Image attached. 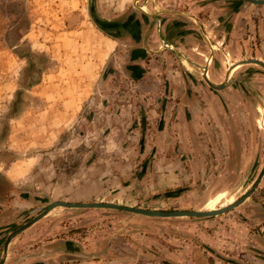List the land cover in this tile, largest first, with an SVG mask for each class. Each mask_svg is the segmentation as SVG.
I'll return each instance as SVG.
<instances>
[{"label": "rangeland", "instance_id": "374dc122", "mask_svg": "<svg viewBox=\"0 0 264 264\" xmlns=\"http://www.w3.org/2000/svg\"><path fill=\"white\" fill-rule=\"evenodd\" d=\"M100 1L116 14L126 4L134 20L146 6L168 29L181 24L174 34L183 35L197 26L193 8L221 12L212 18L216 26L204 25L215 29V48L186 46L177 59L154 49L135 63V43L100 29L87 0H0V204L18 210L96 201L208 211L232 203L264 162V68L241 66L226 88L212 90L197 51L214 55L212 82L223 80L227 61L264 60V4ZM143 25L148 30L153 20ZM128 64L146 71L132 76ZM251 67L253 94L237 79ZM65 214L54 212L49 222H60L83 253L104 250L75 264H264V181L244 205L209 219L106 208Z\"/></svg>", "mask_w": 264, "mask_h": 264}, {"label": "crops", "instance_id": "0c3cea01", "mask_svg": "<svg viewBox=\"0 0 264 264\" xmlns=\"http://www.w3.org/2000/svg\"><path fill=\"white\" fill-rule=\"evenodd\" d=\"M96 1H97V9L99 13L106 19H109V20L114 19V18L117 19V18H120V16H122L125 12H127L126 11L127 7H126V4L124 3L122 4V7H119V9H117V14H116L114 12H111V10H104L101 7V1L100 0H96ZM142 7L146 8V6H142ZM199 12H201V14L203 15L202 17L199 15ZM209 12H210V9H207L205 7L202 8L201 6H198V7L193 8V15L195 16L192 19H194L193 20L194 23L197 20L198 23L197 22L196 23L199 27L197 28V26L193 24L194 26L193 25L192 26H193L194 31L192 30V32H189L188 34H184V35H183V33L185 32L184 30L180 33L177 30L175 31L177 33H175L173 37L175 38L174 41L178 49L182 50L186 48V46L189 49H197L203 46V44L208 43V41L210 42V44L212 43V41H210L209 38H210V35L215 33V29H213L212 32H208V30L204 28V25H205V22H208L207 25L210 24L209 22H211L212 18H214L215 15H220L221 12L212 13L211 15H209ZM212 21H213L212 25L216 26V23H215L216 20H212ZM225 22L226 21H224V23ZM134 23L135 22L131 20L127 22L126 26H128L129 24L134 25ZM179 25L181 26V24ZM179 25H174L175 27L173 28L171 26L168 29V34H169V30L174 31L175 29H177L176 26L180 27ZM212 25L210 24V26ZM167 26L168 25H166V27ZM143 29L144 28L140 27V30L138 31V30H135V28L134 29L130 28L129 31L130 32L132 31V34L135 36L137 32H140L141 34ZM181 29L182 27L180 28V31ZM206 34H209V35H206ZM216 34H217V41L222 43L223 37H222L221 32L216 31ZM165 38H167V36ZM138 39H134V40L137 41ZM205 39H207L208 41H206ZM125 40H126L125 41L126 44L130 45L131 43H134V42L129 41V38ZM134 46L137 47L136 45ZM211 47L215 48L213 44ZM134 58L135 60L133 62L135 63L139 62L137 61V57H134ZM205 62H206V58H205ZM227 62H229L228 63L229 66L236 64V63H231L230 61H227ZM227 62H226V65H227ZM206 64L207 62L205 63V65ZM201 65H202V61L201 62L199 61V65L197 68L199 69V66ZM202 73L203 71L201 72V74ZM262 120H264V113H262V116L260 118V123ZM262 181H264V178L261 180V182ZM16 204H21V203H16ZM47 204L42 205V206H46ZM37 207H40V206H37ZM29 210H32V209H30V207L28 206H26V208L24 209L15 210V208H12V207L6 208V205L3 206L0 204V222H1L0 223V252L3 248L4 240L9 232H11L15 228L24 224L28 219L30 218L33 219V217H35L34 214L31 215L28 213ZM71 210L72 209L68 210L62 207H55L51 209L45 217L39 219L31 227L29 226L24 231L14 236L8 244V249L5 254L6 259H5L4 264H13V263L14 264L16 263L17 264L18 263L19 264H34V262H36L37 260L42 261L44 258L47 260L48 259L53 260L54 262L60 263V264H68V263L75 264V262H77L76 260L77 255H81L80 253H83V251L81 250L82 248L76 243V240L70 238L69 235H66L64 233L65 230L64 228H62V226H60V222H57L56 225H54L55 222H49L50 217L54 215V212H60L62 213V216H64V215H67L65 214L67 211L72 213V212H77L79 209H74L72 210V212ZM27 215H28V218H27ZM83 254H86V253H83Z\"/></svg>", "mask_w": 264, "mask_h": 264}, {"label": "water", "instance_id": "95a60500", "mask_svg": "<svg viewBox=\"0 0 264 264\" xmlns=\"http://www.w3.org/2000/svg\"><path fill=\"white\" fill-rule=\"evenodd\" d=\"M244 2L250 3L252 5L264 4V0H240V1L233 4V8L238 7L239 5H241ZM87 4H88V12H89L92 20L100 29H102L104 31H108V30L116 28L123 36L130 35V36H132V38L138 39L140 32H137V34L134 36L132 34V31L131 32L129 31L130 28H132V29L135 28V30L139 31L140 27H142L143 24H146L147 19L150 18V21L153 20V25L154 24L157 25L158 31H159L160 27H162L164 34L166 32L167 27H165V26L167 24L164 23V20L160 17V15L157 14V12H150V11H148L147 8H146V10L140 9V10H142L143 15L140 16L139 20L136 17V21H135L134 25L129 24L128 26L123 27V25L120 24L119 21L116 22V21H111V20L104 18L99 13V11L97 9V1L96 0H87ZM134 4L136 7H140L139 5H136V2H134ZM144 15L147 16V19H145ZM139 21H141V22H139ZM150 29H151V27H149L148 31ZM166 36L168 39L167 33H166ZM159 38H161V37L159 36ZM205 40L208 41L207 39H205ZM208 43H209V47L211 48L209 41H208ZM241 64L242 65L258 64L264 68V61L260 60V59H250V60H245V61L241 60ZM199 68H201V66H199ZM204 68L207 69V66ZM200 72H201V69H200ZM201 77L204 80V82L208 84V87L212 90L213 89L222 90V89L226 88V86L231 81V78L228 76V70L225 71L223 80L220 82H214V81L212 82L210 79H208L206 76H203V75ZM245 85L250 91H252V88L249 87L247 82L245 83ZM263 178H264V162H263L262 168L259 170L256 178L252 181V183L250 184L248 189L242 195H240L238 198H236V200L234 202H232L231 204L223 206V207H221L218 210L213 211V212L203 211V210L156 211L155 209H145V208H140V207H135V206H131V207L123 206L120 204H114L113 202H96V201H93V202H89V203H72V202H67V201H63V200L53 201V202L48 203L46 206H40V207L34 208L33 210H29L28 211L29 214L32 215V214L38 213V215L35 216L33 219H31V218L28 219L23 225L15 228L14 230H12L11 232H9L7 234V236L4 240L3 248L0 252V264H4V262H5V259H6L5 254H6V251L8 249V244L11 241V239L14 236H16L17 234H19L20 232L24 231L29 226L31 227L39 219L45 217L47 215V213L55 207H63V208L68 209V210H70V209L82 210V209H89V208H106V209H114L115 211H120V212H124V213H128V214L133 213V214H140V215H145V216H156L157 218H174L177 216H189V217H199L201 219H209V218L216 217L217 215L223 214L225 212H229V211L233 210L234 208H236L240 205H244L246 203V201H248L249 198L251 197V195L254 193L258 184L260 183V181ZM102 252H104V250L101 252H98V253L90 254V255L80 253L81 255L79 257H76V260L77 261H82L84 259L90 260L91 258L99 256Z\"/></svg>", "mask_w": 264, "mask_h": 264}, {"label": "flooded vegetation", "instance_id": "af4514ba", "mask_svg": "<svg viewBox=\"0 0 264 264\" xmlns=\"http://www.w3.org/2000/svg\"><path fill=\"white\" fill-rule=\"evenodd\" d=\"M148 3H149V1H148ZM141 7H140V9H141ZM126 11L127 12H125L122 16H120V18H117V19L114 18V19H111V21H116V22L119 21L120 24L123 25V27H126L127 22H129L131 20L135 22L136 20L132 19V15H131V13H133V9L132 8H127ZM141 15H143V12H141ZM144 17H145V19H147V16L146 15H144ZM142 28H144V25L142 26ZM167 29H168V26H167ZM106 32H108L112 37H115V39H121L122 40V39H128L129 38V41L135 43L134 45H136L137 47H134V48H132V50H129L130 51L129 52V58L132 59V61L135 60L134 57H137V59H140V61L142 60V62H143L142 64H144L145 61L149 59L148 57L150 55V52L152 50H154V49H156L158 51H161V52H164V53H168L169 55L174 56V58H176V59L178 58L175 53H178L177 51L180 50V49H178V47L176 46V43L174 41L175 40V38L173 37L174 31H170L169 30V34L168 35H169L170 38L168 37V39H167V38H165L166 37V32L164 34L162 27H160V29L158 31L156 24H154V26L149 31L144 28L142 30L141 34L139 35V39L137 41H135L132 37H130V35L123 36L116 28L111 29V30H108ZM159 36L161 38H159ZM210 45L212 46V44H210ZM205 47H207L209 50L211 49V51H212V49H214L213 47H211V48L208 47V45H206ZM197 54H199L200 57H201V60H202V65L201 66H204L205 65V63H206L205 62V58L206 57H209L210 58V62H209V75H210V73L212 75V72L210 71V67H212L213 64H214L213 63V56H214L213 53L212 54H209L208 53V55H204L203 53L197 51ZM203 56H205V57H203ZM255 59H258V58H255ZM248 60H250V59H248ZM260 60H262V59H260ZM185 61L187 63V60H185ZM237 61H240V60H237ZM242 61H245V60H242ZM142 64H137L136 66H134L132 64H128L127 70H130L132 76H135L137 74L139 76H141L146 71L145 68H144V66ZM241 66L243 67L244 65L241 64ZM239 68H237V70ZM225 71H226V67H225ZM225 71H224V74H225ZM234 72H233V74H234ZM255 73H256V71L254 72L253 69H252V67H251L250 69H247L245 71V73L240 74L239 76H237V79L239 80V82H242L243 85H245V83L247 82L248 85H249V87L252 88V91H250L246 87V85L244 86L246 89H248V91H250L251 94H253L254 92L258 91L257 88H254L253 87V85H252L253 82H251L253 76L255 75ZM224 74H223V76H224ZM232 75L230 76V78L232 77ZM210 80H211V78H210ZM1 184H3V182L0 180V187H1ZM3 194H4V192L2 191V189H0V200H1V196ZM37 215H38V213H35L34 214V216H37ZM27 218H28V215H27ZM36 262H38V261H36Z\"/></svg>", "mask_w": 264, "mask_h": 264}, {"label": "bare ground", "instance_id": "6f19581e", "mask_svg": "<svg viewBox=\"0 0 264 264\" xmlns=\"http://www.w3.org/2000/svg\"><path fill=\"white\" fill-rule=\"evenodd\" d=\"M141 9L142 10H146L144 7H141ZM206 62H207V64L206 65H204V66H201V68H202V71H203V76H206L208 79H210V75H209V62H210V58L209 57H206ZM207 66V69H205L204 67H206ZM241 66V62H238V63H236V64H234V65H231V66H228L227 67V69L226 70H228V76L230 77L232 74H233V72L235 71V70H237V68H239ZM222 73V72H221ZM224 74V73H223ZM234 202V201H233ZM231 204V203H230ZM216 210H218V209H216ZM216 210H208V211H210V212H213V211H216Z\"/></svg>", "mask_w": 264, "mask_h": 264}]
</instances>
